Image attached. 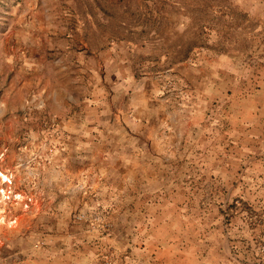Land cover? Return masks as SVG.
Instances as JSON below:
<instances>
[{"label":"rangeland","instance_id":"rangeland-1","mask_svg":"<svg viewBox=\"0 0 264 264\" xmlns=\"http://www.w3.org/2000/svg\"><path fill=\"white\" fill-rule=\"evenodd\" d=\"M130 87L169 119L144 204ZM0 170V264H264V0H0Z\"/></svg>","mask_w":264,"mask_h":264},{"label":"crops","instance_id":"crops-1","mask_svg":"<svg viewBox=\"0 0 264 264\" xmlns=\"http://www.w3.org/2000/svg\"><path fill=\"white\" fill-rule=\"evenodd\" d=\"M127 70V69H125ZM196 90L201 95L204 94V90L206 87L213 89L212 84L206 85L205 83H196ZM132 90V92H130ZM124 91V90H123ZM126 92L128 93L130 97V102L125 103L120 108V114L117 117V121L121 122L122 125H128V120L131 121V124H134L138 126V129L136 130H120L119 137L122 138L123 142L125 141L124 145L121 146L120 150V162H117V169L115 173H113V170L110 168V173L116 175L117 180V187H121L122 194L125 192V189L130 192V196L128 197L132 198L136 203H150V195L142 192L141 190H138L137 188L131 189L130 187H136L133 185V181L130 176V173L136 169L135 164L137 165V177L134 179L136 180L137 184H140V182H144L145 180H149V175L145 176L142 175V180H139V172L140 170L144 169H151L155 168L156 162L154 160H158L156 156H154V150L150 146H143L140 147L138 145V142L142 139H154L156 137V133L159 131L160 127H164L167 121H169L168 116L165 111H161L160 108H164L163 105H165V102H162L161 105L156 106L155 102L149 101V99L154 98V89H151L150 91H146L143 96L146 97V102L143 104H140L138 101L139 92L136 90V92L130 87L127 88ZM148 103V106L146 105ZM143 106H146L144 110ZM130 112L131 115H128L127 112ZM139 126L141 129H139ZM142 127H144L142 129ZM127 133V134H126ZM127 139V140H126ZM130 176V177H129ZM134 177V176H133ZM111 184V186H113ZM148 192V191H146ZM136 218H147V216L151 219L152 213L151 210L148 209L144 212L142 211H136ZM164 225V224H163ZM149 228V225L147 226ZM150 227H153L150 225ZM166 227L171 228L169 223H166ZM150 229V228H149ZM153 229V228H152ZM143 230V229H142ZM141 230V231H142ZM149 231V230H147ZM150 231H152L150 229ZM77 246L74 247V250ZM79 249H82L81 245H78ZM91 248V247H90Z\"/></svg>","mask_w":264,"mask_h":264},{"label":"bare ground","instance_id":"bare-ground-1","mask_svg":"<svg viewBox=\"0 0 264 264\" xmlns=\"http://www.w3.org/2000/svg\"><path fill=\"white\" fill-rule=\"evenodd\" d=\"M5 183H8V184L12 183V177H11L9 174H7L6 172H3V171L0 170V184H5ZM8 197H10V196L8 195V191H6V190L3 188V189L1 190V198H2V199H6V198H8ZM17 197H19V198H23L24 196L21 195V194H17Z\"/></svg>","mask_w":264,"mask_h":264}]
</instances>
